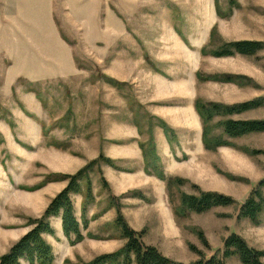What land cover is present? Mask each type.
<instances>
[{"label": "rangeland", "instance_id": "1", "mask_svg": "<svg viewBox=\"0 0 264 264\" xmlns=\"http://www.w3.org/2000/svg\"><path fill=\"white\" fill-rule=\"evenodd\" d=\"M175 26L189 41L195 65L199 57V83L192 84L190 78L196 99L233 105L264 98V0H0V256L12 249L26 229L33 228L28 225L29 219L40 218L57 196L45 210L39 202L38 207L28 206L39 201L27 194L35 191L32 188L64 174L51 172L44 163L43 148L71 146V152L83 156L85 147H95L91 141L96 137L104 141L128 137L129 130L114 132L113 122L132 118L147 125L143 143L149 142L159 121L149 110L157 104L176 105L188 99L158 86L166 77L172 81L179 75H193L190 61L167 64L174 47L171 35ZM241 40L258 41L263 47L254 55L216 57L202 53L203 48L210 52L224 43ZM148 53L164 62L154 63L151 56L145 60ZM122 56H131L135 62L125 82L115 77L113 69V58ZM225 74L242 78L238 82L206 80ZM247 111L234 119H264V104ZM223 119L216 117L215 121ZM216 132L221 133V129ZM226 139L240 148L221 146L209 151L201 143L198 159L192 161L199 164L195 167L199 169H194L193 175L189 170V175L198 187L207 189L204 191L213 189L232 196L237 203L180 218L186 236L184 245L179 241L176 246L161 242L166 255L177 261L189 263L214 255L223 258L224 241L233 233L264 250V213L259 226L239 218L241 206L264 180V132ZM185 145L190 156L195 145ZM243 149L259 152L251 155ZM102 165L91 168L90 176L96 172L101 175ZM40 174L43 178L39 182ZM193 185L189 182L182 189L197 194ZM115 199L120 201V197ZM140 212L142 224L150 231L145 241L158 247L156 234L163 239L158 221L151 220L150 211ZM198 231L204 232L208 246ZM99 243L96 247L90 242L70 246L55 242V264L87 262L125 244L120 240ZM225 262L243 264L237 256Z\"/></svg>", "mask_w": 264, "mask_h": 264}, {"label": "crops", "instance_id": "2", "mask_svg": "<svg viewBox=\"0 0 264 264\" xmlns=\"http://www.w3.org/2000/svg\"><path fill=\"white\" fill-rule=\"evenodd\" d=\"M182 32L183 31L176 26L175 29L172 30L171 39L174 43V47L171 49V52H169V61L167 64L174 63L177 65L183 63L184 60H187L188 62L190 61L193 75L191 74L188 78H186V76L179 75L172 81L167 80L168 78L166 77L164 80L159 81L158 86L165 87L160 88L168 89L170 94L186 96L188 99L176 105L157 104L154 105L149 112L151 115L159 118V120L166 122L175 133L174 140L169 142L163 128L160 126H156L154 128V141L157 154L160 158V163L165 175L167 177L189 178L188 180L190 182L197 185L198 183L194 182L190 178L189 170H191V174L193 175L194 169H199L195 168L199 166V164L196 163L194 165L192 161H194V159H198L197 151L200 149L201 143L203 144L202 122L195 108V96L197 93H191V83L194 85L197 84V82L199 83L196 76L199 57L197 58V65H195L191 53L192 50L190 49L191 46L189 41L182 38ZM191 44L192 46H195V43L192 41ZM150 53L147 54L148 56H145L146 59H142H150ZM177 53L179 54V58L181 60L178 58ZM172 54L173 57H171ZM151 60L154 63H160L161 61L164 62V60L157 56L155 58L151 56ZM113 62L115 77L124 82L128 81L127 79L130 77L129 75L131 70L135 66V62L131 56L113 58ZM125 68L127 70H125ZM192 95L194 96L191 97ZM235 115L237 114L232 115L231 118H234ZM137 120L136 118L135 120L132 118L131 121H114V132L121 133L124 131L123 129H126L129 130L131 134L128 137L123 136L122 138L124 139H113V137H110L107 141H104L103 137H96L91 141V144L94 142L95 147H85L83 156L71 152V146L67 149H50V146H48L47 149L43 148L45 152L42 157L44 158V163L49 166L51 172L64 174L75 173L81 169V167H84L88 161L98 158L101 154L109 157L114 162L115 166L103 164L101 166V175L96 172L91 176L94 201L91 204H88L86 208L84 206V194H72L74 214L80 223L81 232L85 237V239L81 241L83 244L90 242L93 246H99L100 241L112 243L120 240L121 242H126L115 224L118 215L116 204L120 203L121 211L130 227L136 231L144 232L143 241L146 244L148 243L145 239L150 231L149 226H145V223L142 224L144 218L140 211L142 209L146 210V212L150 211L151 220L158 221L159 228H161V234H163V239H161L162 237H160L158 233L155 236V239H157V241L159 240L160 243L158 248L166 255L167 253L162 248V241H165L164 245H167V241H170L174 246H176L175 243L179 241V244L182 243L181 246H183L186 236L183 227L180 225V218H177L174 213L173 206L169 199L166 181L161 180L156 175L147 174L145 171V160L140 143L145 142L143 141V135L146 133L145 130L147 129V125L144 121H139L138 123ZM186 142H192V144L195 145V148L190 151V156L187 152H185ZM40 151L41 150H38L37 152L39 153ZM182 152H184V157H182ZM37 156L40 157L39 155ZM190 160L192 163L189 166L187 164L190 163ZM38 178L40 180L34 177V179H37L40 182L43 176L40 174ZM103 179L106 180L107 184L103 182ZM245 183H248V180H246ZM67 185V180H56L48 182L33 192H28L27 194H30L29 196L37 197L39 199L37 202H31L28 206L30 208L38 207L40 203L45 210L51 199ZM82 186L84 189L85 182H83ZM199 188L201 187L199 186ZM201 189L203 191L207 190L204 188ZM208 190L213 191V189ZM115 197H120V201L115 199ZM148 208H153V211L151 212ZM85 221L88 223L86 227L84 226ZM50 224L54 229V234L44 233L43 236L53 247L55 255V261L53 264H55V242L64 241L70 246L72 245L71 240L75 239V234H72L70 237L65 235L61 215L52 216L50 218ZM30 229L31 228L26 229L25 234ZM64 249L67 250L66 247H64ZM172 259L177 260L175 258Z\"/></svg>", "mask_w": 264, "mask_h": 264}, {"label": "trees", "instance_id": "3", "mask_svg": "<svg viewBox=\"0 0 264 264\" xmlns=\"http://www.w3.org/2000/svg\"><path fill=\"white\" fill-rule=\"evenodd\" d=\"M213 34L215 31L213 30ZM263 44L258 41L241 40L224 43L221 47L213 51L202 49L203 54H209L216 57L233 56L234 54L254 55L260 51ZM200 77V73H198ZM242 77L225 74L222 76H209L206 80L222 81V82H238ZM264 104V98H258L251 101H245L233 105L220 102H205L200 98L195 101V108L202 122V142L206 150L215 151L221 146L238 147L235 143L227 138H238L251 133L264 132V119H234V114H240L247 110L261 107ZM216 117H225L220 121H215ZM158 126L163 128L169 142L175 138L174 131L166 122L159 120ZM153 126L149 127L153 133ZM221 129V133L216 131ZM56 147H62L60 143H53ZM64 146V145H63ZM145 160V171L147 174L156 175L161 180L166 181L167 191L170 202L173 206L174 213L177 218H187L191 213H205L213 208L220 206H232L237 203L232 196L214 192L203 191L197 185H193L197 190V194L187 193L182 187L190 181L183 177H167L160 163L157 149L153 136L149 142L140 143ZM242 149V148H241ZM248 154H256L259 151L250 152L243 149ZM103 163L115 166L112 159L101 154L95 161L89 163L86 167L78 171L76 174H63L62 176L50 177L40 186L32 188L36 190L41 188L49 181L66 179L69 181L68 186L53 198L49 207L40 218H31L28 225L33 226L13 247L12 249L0 256V264H23L22 260L29 264H53L55 255L52 245L44 238L43 234H54V229L50 224L52 216H62V225L65 235L70 237L75 234V239L71 240V244L75 245L84 240L81 232V226L74 214V204L72 194H84V206L94 201L92 180L90 170L96 164ZM236 179L233 176H230ZM82 181L85 182L83 189ZM103 182L107 184L106 180ZM264 180L251 192L250 196L240 208L239 218L249 219L252 224L259 226L262 223L261 216L264 213ZM118 211L115 221L116 227L120 230L121 235L126 240L124 246L117 251L98 255L94 259L81 262L79 264H226L225 260L237 256L243 264H264V250L252 247L241 235L230 234L224 241L223 258L214 255L211 258L201 257L193 262H182L174 260L163 254L158 247L148 245L143 241V231L139 232L130 227L126 221L122 211L121 204H116ZM84 222V226H87ZM201 241L208 246V240L203 231H198ZM191 250L201 252L193 245ZM67 264L70 261H66Z\"/></svg>", "mask_w": 264, "mask_h": 264}]
</instances>
